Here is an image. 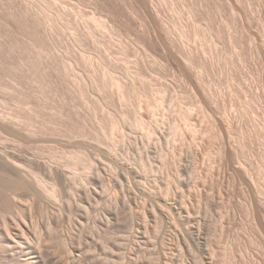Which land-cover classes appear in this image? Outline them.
I'll return each mask as SVG.
<instances>
[{"label":"rangeland","instance_id":"1","mask_svg":"<svg viewBox=\"0 0 264 264\" xmlns=\"http://www.w3.org/2000/svg\"><path fill=\"white\" fill-rule=\"evenodd\" d=\"M21 1H23V0H21ZM26 1H28L32 7L37 9L38 0H26ZM68 1L70 3V8H72V9H71V11H69L67 19H65L64 21H71V23H70L69 28L66 30L65 34L62 36V40H60V43H59L56 41V38L54 36L55 30H54L53 26H49V28H47V29L40 28V27H34L31 24V22H29V20H27L29 18V15L25 13L24 3L18 4V8H17L16 4L13 3L11 0H0V112H4V113L7 112V114H11V115L13 114L14 116L17 115L18 120L21 119L20 121H24V123H25V121H27L25 123V125L28 126V122H31V123H29V126H30V124L33 125L34 128H37L36 131L38 129L45 131V132H43L41 130L37 131V137H38L37 144L38 145L36 146V149H38L40 151L43 150L42 152H46V154L44 153V155L42 152H40V153L43 155V158H45L44 156L46 155L47 160L51 159L48 157L49 155L54 156L55 154H57L58 156L61 157V155H63L64 153L66 154L67 152H70L66 155L64 154L65 156H68L69 154L75 155L74 153H77V151H79L78 154H80V156L82 155V157H83L87 153L86 155H88V158H90V157L91 158L85 159V156L83 158L81 157L83 160L82 159L79 160V161H81V162H78V163H80V165H78V166L76 165L77 168H75L73 170V173H74L75 178H76L75 180H80L81 183L82 182L85 183V184H81L79 181H75L76 185H78V187H79V188H77V186H75V190H77V189L79 190V189H82V187H84L88 191L90 189V192H92V193H93V191L97 190L98 192H100L101 195H104V197L102 196L103 197L102 199H104V200H102L101 196H100V198H97L96 201H94V200L91 201V203L94 202V204L95 203L97 204L99 201L98 205H94L95 208H96V206L98 208L100 207L99 211H98V208L97 209L94 208L96 210V212L94 211L93 208L92 209L88 208V211H87V209H85V211L84 210L74 211V212H77V214L74 213L75 215H73V216H76V218H80V219H81V217H84L83 221L86 220V222H84V227H86V228L83 231V233L85 232L86 236L83 233L81 234V227L75 222V219H76L75 217H73V219H72L73 225H74V223H76L75 225L79 226L80 228H77V227L74 228L75 225L73 226L72 222L70 223L71 225L70 224H64V225H68V226L70 225V227L73 226L71 228L72 229L74 228V230L76 229L75 232L72 230L69 231L68 229H71L69 227H66V226L62 227L60 225L62 223H59L58 225L56 223L55 225H52V227L48 226L49 225L48 224L49 223V216L48 215H51V213L55 212L54 210H56L57 213H60V211H58V209L61 210L62 212H64V211L69 212V210L71 209V208H69V204L67 202H65L64 204L62 203L65 200L62 201L61 199L62 198L65 199V197L62 196V198L60 199L62 202L60 200H58V201H60V204L58 203V201H54L50 198L49 200H52V202H50L51 203L50 205H52V206H50L49 208H52L54 210L51 209L52 211H50V209L48 208L47 210L49 211L50 214L45 210V212L48 213V215L46 213H42V215L44 217L41 215V212H38L36 207H33L32 210L29 211V213L31 215V220H32V222L35 221L36 223L35 222L34 223L36 225H40L39 230L41 233L44 232L43 233L44 235L41 234V237L39 235V238L37 240L39 242L42 241L41 243L45 242L46 244L45 243L44 244L46 245V247H48V249H50L51 251H57L56 252L57 254H58V251L60 249L62 254H59V256L60 255L66 256L67 254H65V252H67L68 250L66 249L67 247L63 244L62 240L65 239L66 242L71 243L72 242L71 239L67 238L66 235H68V237H69L71 234L73 235V233H74V235H78L75 233L80 232L79 234L83 235V237L84 236L87 237V238L84 237L86 242H85V244H83L84 245V246H82L83 248L80 247L79 244H77L79 242L78 240H77V242L76 241L74 242V240H73V242L71 244L77 245L78 250L80 249L82 251L84 249L82 252H79L77 250L74 252V254H75V256H77L78 254H82L84 257L88 255L87 257H85V259H87L86 260L87 264H94V263L95 264H101V263L102 264H134L133 261H131V260H134L136 258L135 257L136 254L134 252V249L132 248V246L134 247V242H133L134 238H132V236L134 234L133 232H136L137 229L140 231H142V229H143L144 235L147 236V233L145 231V229H146L145 227L147 226L146 223H149V221H148V217H147L146 213L148 211L147 209H149V207H150V206L148 207V205L150 203V201H149L150 197H149V192H147V191H149V189L151 188V185H152V184H150V182L152 183V181H151L152 176H150V172L153 168L152 166L154 164L156 165V166L154 165V169H155V167L158 168L159 172H158L157 176L159 175L158 177H161V179H162L165 176L167 177L171 174L172 175L177 174L178 173L177 169H179L178 167L186 165L187 171H185V172L188 173L189 177L191 175L193 177V178H190V180L193 179L192 182L190 181L191 186L193 185V188L190 186V190L192 189L193 193H191L192 190L190 191L187 189L188 192H187V190H186L187 193L185 192V194H187V195L185 196V194H184L185 197L184 196L183 197H184V200L188 202V203L186 202L187 206L189 204L188 207L191 209H194V211L190 209L191 211H193L192 214L196 213L198 215V213H199V215L200 214L203 216H204V214H205V216L207 215L206 217L204 216L205 218L203 216L200 217L199 215L196 218H198V220H200L203 217L204 223H205L204 232L207 233V236H208V233L210 231L209 234L212 237V242L209 239L210 241L208 243L210 245H208V247H210V249H214L213 247H215L216 251L212 250L213 252H215V253L212 252L214 254V255L212 254V256L215 257V259L218 261V263H217V261H214L215 264L216 263L219 264V262H221L220 264H223V263L224 264H248L247 263L248 262L247 259H249V257H248L249 251L248 250L250 249L249 248V237H250V232H249L250 230L249 229H251V227L249 225L251 223V221H250L251 218H250V216L248 218L249 213H247L248 210L245 209V208H247V206H246L247 202L244 199V196L242 197V195H241L242 193L239 192L240 189L241 190L243 189L242 188L243 185L240 182H238L239 180L236 176H234L235 174L231 173L232 171H229L230 168H228L226 163H225L226 162L224 160L225 157L223 159L222 155L219 154L220 152H222L223 149H221V147H220L221 150L220 149L217 150V146L223 145V144L222 145L218 144V143H221V141H222L220 137H219V139H217V134L219 133V135H220V131L218 130L217 126L215 127L216 124H214V122H215V121H213L214 119L210 120L211 116L208 115V112L205 110L206 108H204L203 102L201 101V97L199 96V94L196 91V87H195L196 83L192 79H186V77L183 76L181 71L179 72V69L177 67H175V66L173 67V66L169 65L167 60H164V58H162L160 56H159L160 57L159 58L158 54L155 55V52L147 49L142 44V42L139 40V38L136 37V34L130 33V35H129L128 33H124V31L121 30L122 25L119 23H117V26L115 25L116 27L113 30L108 29V32H106L107 29H100V30L91 29V32L88 31L87 28H85L83 25H80L81 17L79 14V12H80L79 10H81L85 5L80 3L78 0H68ZM197 1L198 0H156L155 2L159 7V11L161 13L160 16L165 20V22L167 21L168 24L170 23L169 24L170 26H173L172 35H174V38L177 41H179V42L181 41L182 43L186 44L188 46V48H191L195 51L197 50V52L200 50L199 51V54L201 53L200 55H204L205 57L204 56L203 57L205 59H207L208 62L212 61L214 63V64L211 62L209 63V65L211 64L214 67L209 66V69H207V71L204 72V74H203L204 76H202L203 78L198 79V82H201L200 85H201V88L203 87V92L205 90V93H204L205 95H207V96L214 95L211 97L214 98V101L217 100V102H218V104H217V102H215V106L217 104V106H220V108L222 109V111H221L222 113L220 112V115L224 114V116H226L228 118V120L226 121V118L223 117V119H225V122L227 123V125H229L228 122H231V120L236 119L235 122H234V120L231 122V123L234 122L233 125H231V126L229 125L230 127H228V131H229L228 137L230 135L229 139L230 140L233 139V141L231 140L232 143L233 142L234 143L239 142V145L238 144L235 145L233 143L236 146L237 150L239 148H241L238 151L236 149L234 150L237 152L236 155L239 153V155H237L238 161L241 162V159L243 160L245 158L244 162H248V156H247V161H246V155L244 156V151H245V153L248 152V154L247 153L246 154L249 156L253 155V157H251V158H254V155L256 158H258V157L263 158V154H264V146H263L264 145V133H263L264 132V128H263V126H264V112H263L264 111V91H263L264 90V71L262 68L264 67L263 66L264 65V63H263L264 62V40H263L264 39V0H253V1L252 0H232V1L231 0H213L214 8H213V16L212 17H213V21L215 24L214 25L215 33H213V34L212 33L209 34L210 31L206 28L207 25L205 24L206 22H204L205 20L202 22V21H200L201 18L196 17L197 20L199 19V21L198 22H194L195 20L192 21V18H194V17H192L193 15L191 14L190 10H191V8H193L194 5H196ZM189 5L191 8L189 7ZM252 5H254V6H252ZM180 9H181V11H180ZM86 10L88 13H91L94 11L93 0L88 1ZM164 11H166V12H164ZM13 13L14 14L19 13V20H15L14 17L11 16V14H13ZM186 15H188V16H186ZM98 16H100L101 19H103L104 21L109 20V17L107 15V13H105V12H99ZM241 17H242V19H241ZM257 18H259L260 20ZM182 19H183V21H182ZM172 20H173L174 24L176 23L178 25V27H179L178 29H176L177 27L175 25L171 24ZM219 21H222V22H219ZM225 21H226V23H225ZM180 22H182V23H180ZM186 23H188V24H186ZM189 23H190V25H189ZM194 23H196L195 25L196 26L198 25V27H199V28L198 27L196 28L197 32H195L193 30H188V32L190 31L189 34L187 32L185 35H182V36L180 35L181 34V28L180 27L182 26V24L188 25L189 27L191 25H192V27H195V26H193ZM203 26L205 29L203 28ZM249 26H250V28H249ZM192 27H190V28H192ZM257 27H258V29H257ZM119 28L121 31L119 30ZM203 29H204V31L205 30L206 31L203 32ZM218 29H220V30H218ZM241 29H243V32ZM217 31H219V32H217ZM195 33L200 35L201 37H199L197 35L198 38L195 39L197 37ZM231 33L234 35H232ZM204 34H206V35H204ZM215 34L217 35V38H216ZM250 34L252 37L250 36ZM194 35H195V37H194ZM183 36H185V37H183ZM238 40L240 41V43ZM108 42H110V44ZM253 42H255V43H253ZM138 45H140V47ZM190 45H192V46H190ZM125 46H127V47H125ZM255 46H257L260 49H257ZM121 47H123V48H121ZM246 47L249 49H247ZM252 47L256 48L255 53H253L254 49ZM107 48H109V50ZM124 48H126V51ZM245 49L247 51H245ZM144 50H146V51H144ZM256 51H257V54L259 52H261V55L263 56L262 57L263 61H261L262 60L261 57H260L261 60L259 59L258 55L260 56V53L257 55ZM58 53L60 55H62L63 57H65L66 59L68 57L72 58L73 54L78 55L80 53L86 55L89 58H90V56H92V59L90 60V62L92 60L96 61L95 63H94V61L91 63H93L94 67L96 64H98V65H96L98 72H95L96 68L94 70L92 68H91L92 70H88V69H90L89 67L91 66V64L84 63L82 61L76 62L77 64L75 62H71L72 67L71 68L67 67L64 70V64L61 63V61L59 60L60 55ZM251 53L253 55L256 54L257 56L254 55V57L256 56L258 59L252 58L251 56H253V55ZM99 54L101 55L102 59H103V57L105 58L106 62H104V60L103 61L101 60ZM206 54L210 57H208ZM107 55H109L111 57H109ZM221 55H222V57H220ZM118 57H119V59H118ZM96 58H97V60H95ZM137 60H139V62ZM257 60H260L261 62H259V61L257 62ZM236 61H238V62H236ZM253 62H255V63H253ZM99 63L101 65H103L102 71L101 70L99 71V69H101V67H100L101 65L99 66ZM105 63H106V65H105ZM262 63H263V65H262ZM225 65H226V67H225ZM257 65H258V67H257ZM160 66L162 67V69ZM251 66H252V68H251ZM98 67H100V68H98ZM83 68L85 71L83 70ZM166 68H168V69H166ZM230 68H232V69L230 70ZM110 69H111V72L114 70L113 74L119 76L120 78H122L124 76L123 77L124 80L123 79H120V80L126 82L128 85H130L129 87L132 86V89H134V90H132L130 88L129 94H131V95L127 98L126 101H121V100L119 101V98H118V96H116L115 92L113 93V90L111 91V89L108 90V88H106L104 86V84L102 83L104 80V79L103 80L100 79V77H102V73H104L107 70L110 71ZM136 69H138V70H136ZM260 69H262V70H260ZM130 70H132V71H130ZM230 71H231V73H230ZM91 72H93V74L98 73L99 75L97 74L96 76H99L100 80L98 78L96 79L95 74L93 76V74ZM87 73H89V74H87ZM165 73H166V75H165ZM119 74H121L122 77ZM128 74H130V76ZM92 76L95 77V79L92 78ZM58 77H59V79H58ZM127 77H128V79H127ZM141 77H142V79H140ZM130 78H131V80H130ZM186 81L187 82L189 81V82L187 83ZM202 81H204V82H202ZM99 82H100V84H99ZM40 84L42 86L43 85L44 86L42 87ZM185 84H187V85L185 86ZM101 85H103V86H101ZM144 85H146V86H144ZM133 86H135V87H133ZM252 86L254 89L252 88ZM20 87H22V88H20ZM167 88H168V92H167ZM148 90L151 92H149ZM161 90H163V91H161ZM69 91H70V93H69ZM190 91H191V93H190ZM53 93H54V96H53ZM112 93H113V96H112ZM253 94L256 96H254ZM21 95H24V97ZM141 95H143V96H141ZM111 96L113 99L111 98ZM150 96H151V98H150ZM70 97H72V98H70ZM198 97L200 99H198ZM14 99H16V100H14ZM130 100H132V102ZM158 100H160V101L163 100V102H160ZM222 100H224V101H222ZM231 100H233V101H231ZM136 101H138V102H136ZM141 102H143V103H141ZM253 104H254V106H253ZM73 106H74V108H73ZM224 106H225V108H224ZM35 107H37V108H35ZM199 107H200V110L203 112H201L199 110ZM28 108H29V110H28ZM64 108H66V110ZM139 108H141V109H139ZM150 108H151V110H150ZM189 108H191V109H189ZM202 108H203V110H202ZM152 109H153V111H152ZM8 110H10V111H8ZM154 111H155V113L157 112L156 113L157 115L153 113ZM225 112H227V113H225ZM70 113H72V114H70ZM189 113H190V115H189ZM152 114H154V115H152ZM61 115L64 116V118ZM124 115L125 116L127 115V116L125 117ZM135 115H138V116H135ZM222 115H221V117H222ZM23 116H25V117H23ZM113 116H115V117H113ZM154 116H156V117H154ZM203 116L205 117V120H204ZM51 117H53V118H51ZM206 117H207V119H206ZM29 118L30 119L32 118V119L30 120ZM45 118H47V119H45ZM140 118L143 119V120L141 119L142 122H140ZM62 119H63V121H62ZM83 119H84V121H83ZM113 119H115V120H113ZM123 119H126L127 121H125ZM137 119H139V121H138L139 123L137 122ZM82 121L86 122V124L88 123L89 125L88 124L87 125L89 126V128L86 127V124L82 123ZM114 121L117 122V124L119 125L118 127H116L117 129L113 128L112 123H114ZM187 121L190 123H188ZM64 122H65V124H64ZM211 122H212V124H211ZM60 123H63V124H60ZM81 123H82V125H81ZM134 123H136V124L138 123V124L136 125ZM79 124L82 127H84V125H85L86 128L84 127L85 129L84 128L83 129L85 131L88 130L87 132H85L81 129L80 133L82 131L85 134H87L89 132L87 135H84V136L80 135V134L78 135V133H79L78 130H80V128H81V127H78ZM175 124L177 127L175 126ZM235 124H236V126H235ZM256 124H258V126ZM259 124H260V126H259ZM48 125H49V128L47 127ZM63 125H66V126H63ZM141 125L142 126L144 125L145 127L144 126L142 127ZM150 125L153 126L152 130L154 129V131H155L153 136H150V134L147 133L151 129ZM189 125H191V129H190ZM148 126H149V130H147ZM174 126L176 127V129H174ZM254 126H256L258 129H256ZM31 127L32 126H30V128ZM33 127H32V129H34ZM64 127L66 128V130ZM92 127H94V128H92ZM71 128L72 129H74V128L78 129L79 128L78 130L74 129V131L76 130L75 132H77L76 133L77 136H76V134H73V133H75V132H73V130L71 131V132H73L71 134V132H70ZM90 128H92V129H90ZM230 128H231V130H229ZM261 128H263V129H261ZM46 129H47V131H46ZM68 129H69L70 134L67 132ZM58 130H61V131H58ZM216 130H218V131H216ZM247 130H249L250 132ZM257 130H259V131H257ZM52 131H54V132H52ZM57 131L59 134L57 133ZM41 132H43V134ZM83 132H82V134H83ZM214 132H216V133L218 132L215 135L216 137H214V134H215ZM38 133H41L42 136L44 135L45 137H42L41 135L38 136L39 135ZM96 133L97 134L99 133L100 135L98 134L99 135L98 136ZM146 133L151 138H147L148 135ZM250 133H252L251 134L252 136L249 135ZM64 134H65V136H63ZM162 134H164V135L162 136ZM256 134L258 136H255ZM50 135H51V137H50ZM55 135H56V137H55ZM259 135H261L262 137ZM71 136H72V138H71ZM80 136H83L84 141H87V142L82 141L83 139ZM158 136L163 137V138L160 137L161 141L157 138ZM58 137H60V138H58ZM94 137L95 138L101 137L103 142L107 145L108 151H109V149H112V147H114L113 149L116 148L115 150L112 149L114 151L115 155L117 152L116 157H114L115 155H113V156L111 154L108 155V151L104 149L105 146H104V143L102 142V140L96 141L97 143L102 142V145L99 144L100 146L96 142L94 143V139H93ZM103 137H105V138H103ZM152 137L156 138L157 140L153 139ZM252 138H253V140H252ZM255 138H257V140ZM148 139H150L152 142H153V140H156L155 141L156 144H157V142L162 143V144H160V146L157 145L159 147V150L161 149L160 150L161 153L159 152L161 157L158 156L159 157L158 160L155 159V158H157V157H155V154L151 153L152 147L155 145V142L153 145L152 142L149 141ZM213 139H215V140H213ZM219 140H221V141H219ZM148 143L152 144V146L150 147L149 146L150 144H148ZM240 144L242 146L243 145L244 146L241 147ZM39 146H40V148H38ZM110 146H112V147L109 148ZM78 147L81 148L80 150L83 154L80 152V150L77 149ZM83 147H85V148H83ZM107 147H105V148H107ZM234 147H233V149H234ZM149 148H151V150H149ZM71 149H73V150L70 151ZM63 150H66V152ZM74 150H75V152H74ZM102 150H103V152H102ZM51 151H52V153H51ZM62 151H63V153H62ZM96 151H97V153H96ZM71 152H73V153L71 154ZM240 152L243 154H240ZM261 152H263V153H261ZM59 153L60 154L62 153V154L59 155ZM249 153H252V154L250 155ZM47 154H49V155L47 156ZM52 154H54V155H52ZM89 154L91 156H89ZM96 154L98 157H96ZM98 154H100V155H98ZM159 154H157V155H159ZM161 154H163L165 156L163 157V155H161ZM222 154H223V152H222ZM57 155H55L56 158H54L56 161L54 159H51L52 161H55V162H51V160H50V162L52 164L54 163L55 165H59L60 161H57V159L59 158L58 160H61V158L60 157L57 158ZM64 155H63V157H64ZM219 155H221V156H219ZM242 155L244 156V158ZM101 156H103V157H101ZM240 156H242V157H240ZM93 157H96V159L98 158L99 160L97 159V161H96V159H94ZM169 158H170V160H169ZM220 158H222L223 161ZM256 158H254L255 162L258 161V159H256ZM261 158H259V159H261ZM91 159H92V161H91ZM114 159L116 160V162H114L115 161ZM101 160L104 161L105 166L103 165V162L102 163L99 162ZM156 160H157V162H155ZM161 160H162V162H161ZM163 160L166 162L163 163ZM63 161H64V159H63ZM63 161H61V162H63ZM260 161L262 164H264L263 163L264 160L262 161V159H261ZM260 161L256 162V163H259V165H262L260 163ZM153 162H155V163L152 164ZM220 162H222L224 164H221ZM244 162L242 161V163H244ZM90 163H92V164H90ZM105 163L108 164V168L112 167V163L114 166L110 169H107V165ZM109 163H111V165ZM156 163L158 164V166ZM167 163H168V165H166ZM172 163H174V164H172ZM178 163L181 165H179ZM238 163H237L238 166H239V164L241 165V163H239V164ZM244 164H246V163H244ZM109 165H110V167H109ZM164 166H165V168H164ZM175 166H178V167H175ZM262 166H261V168H262ZM94 167H96V168L94 169ZM101 167H102V169H101ZM114 167L115 168L117 167V168L113 169ZM130 167H133V168H131L132 172H131ZM134 167L136 168L135 169L136 173H138V172L140 173V171H141L140 176H139V177L142 176L141 178L137 177L136 173H134L135 172ZM159 167L161 168L160 170H159ZM243 167H244V165H243ZM175 168H177V169H175ZM222 168H226L227 170L225 169L226 171H223ZM137 169H139V171ZM162 169H163V172H167V173H164L165 176H164L163 172H161ZM111 170L116 171V173H118V175L116 176L117 180H115V182L112 181L113 179H111V178H114V176H113L114 172H112ZM129 170H130V172H129ZM75 171H77L78 173L76 174ZM93 171L95 172V174L93 173ZM120 172H122V174ZM143 172L146 175L145 177H144V174L141 175ZM185 172H183V173L187 176V174ZM222 172L223 173L228 172L229 174L231 173L230 176L228 173L227 174L226 173L221 174V176L223 175L222 176L223 178L225 176H227V178H230V180L228 179L230 182L229 181L225 182L227 180L226 177L224 180L221 176H219L220 175L219 173H222ZM263 172H264V170H263ZM71 173H72V170H71ZM116 173H115V175H116ZM124 173H126V175H128V177H126V175H124ZM78 174L83 175V176L85 175L86 177L84 176V178H83V176H78ZM110 174H112L111 175L112 177H110ZM162 174H163V176H161ZM166 174H169V175H166ZM76 175L78 177H76ZM90 175H91L92 179H90L91 178ZM232 175H233V177H232ZM120 176H121V178H120ZM134 176H135V178H134ZM174 176H176V175H174ZM80 177H81V179L82 178L83 179L81 180ZM150 177H151V179H150ZM234 177H236V179H233ZM47 178H46V180H47ZM85 178H86V180H85ZM217 178H218V180H217ZM89 179L92 182L88 181ZM219 179L222 181L224 180L225 183L223 184ZM231 179L237 180V181L233 182ZM48 180L50 181L49 183L52 182L51 178H48ZM101 181L103 184L101 183ZM231 181L234 183V185H236L238 183V185H236L237 188L235 186V188L233 189L232 186H234V185H232L233 183ZM94 182H96V183H94ZM115 183H117V184H115ZM79 184H81V186L82 185L83 186L81 187ZM87 184H91V185L93 184L92 185L93 188H90L91 185H87ZM240 184L242 186H239ZM174 188L175 187H173V189ZM92 189H95V190H92ZM226 189H230V192L228 190H227L228 191L227 192ZM236 189H238V190H236ZM101 191H102V193H101ZM129 191H130V193H129ZM131 191H132V193H131ZM237 191H238V193H237ZM220 192L225 197L222 195V199L220 198V200H219V197L221 196ZM225 192H226V194L229 193L228 195H230L231 198L228 195L224 194ZM115 193L116 194L118 193V196L121 197V198L119 197L120 199H118L120 201L117 200L118 196L116 197ZM189 193L192 195L190 196ZM194 193L196 195V198H195V195H193ZM197 193H199L200 196ZM128 194H129V197H128ZM131 194H132V196H134L136 194L135 197L136 196L137 197L136 198L134 197L135 198L134 199V198H132ZM188 194H189V197H188ZM231 194H236V195H231ZM237 195H238V197H236ZM122 196L124 198H122ZM173 196L174 195L172 194L171 197H173ZM239 196H241L242 199H240ZM111 197H113V198H111ZM114 197L116 200L114 199ZM108 198L115 200L116 202L108 200V202H109L108 203V202H106ZM146 198H148V199L146 200ZM185 198H187V200ZM188 198L191 200H189ZM235 198H239V199H236L238 201H235ZM130 199L131 200L133 199V200L131 201ZM135 200L137 201V203H135L136 202ZM221 200H223V202ZM240 200H242V201H240ZM244 200H245V204L244 203L243 204L246 207L242 204V202H244ZM100 201H102V202H100ZM103 201H105L107 204L105 202L103 203ZM129 201H131V202H129ZM138 201H139V207L144 208L145 213L138 207ZM189 201H191V202H189ZM239 201H240V203H239ZM55 202L57 203L56 205H58L59 207L54 206ZM113 202L114 203L118 202V203L114 204V206H113V204H112ZM217 202H218V206H217ZM234 202H235V205L237 204L236 207L234 205ZM61 203L63 204V206ZM119 203H120L121 207H123V208H121L119 206ZM121 203L124 206H122ZM214 203H216V204H214ZM219 203H221V204H219ZM223 203H224V205H223ZM110 204H112L113 207L109 206ZM144 204H147V206H144ZM191 204H193V206H195L196 209L194 207L192 208ZM141 205L143 207H141ZM66 206H67V208H66ZM92 206H93V203H92ZM54 207L57 209H55ZM61 207H63L64 209H61ZM72 207L74 208V204ZM109 207H111V208H109ZM33 209H35V210H33ZM111 209H112V211L110 213ZM74 210H75V208H74ZM92 210L95 213L91 212ZM106 210H107V212H106ZM195 210H196V212H195ZM80 211H83V212H80ZM118 211H119V213H117ZM207 211H209V212H207ZM219 211H220V214H219ZM78 212L79 213L86 212L88 217L86 216V213H84L85 215L79 214L80 215L79 216ZM114 212H116V213H114ZM35 213H37V214H35ZM39 213L41 216L39 215ZM91 213H94V216H92ZM108 213H110V215ZM137 213H138V215L139 214L140 215L138 216ZM246 213H247V215H246ZM0 214H1V212H0ZM141 214L142 215L144 214L146 219H144V217H142ZM196 214L194 216H197ZM89 215L92 217H90ZM0 216H1L0 218L2 221V222L0 221V223L2 224V225L0 224V228H3V229H1L2 231L0 230L1 231L0 233H2L3 230H5V226H4L3 217H2L3 214H1ZM104 216L107 218L105 219ZM109 216H112V217H109ZM32 217L34 218V220L32 219ZM95 217L97 219H99V217H101L102 220L95 222V221H97ZM88 218H89V220H87ZM93 218H95V219L93 220ZM103 218L107 221L108 225L106 224V221ZM117 218H118V220H117ZM119 218H121L122 220ZM143 219L145 220V222H143L144 221ZM203 219H201L200 221L203 222ZM208 219H209L210 224H211V222H213V225H211L213 227L210 226L213 229V230L211 229L212 231L208 227L210 225L207 222ZM90 220L93 223L90 222ZM111 220H112V224H110ZM113 220L117 221V222H113ZM137 220L140 221V223L142 221V223L141 224H139V222L137 223L136 222ZM146 220H147V222H146ZM43 221H46L44 223V225L42 223ZM118 221H120V222H118ZM143 223L146 225H143ZM42 225L44 226L45 231H44V228ZM46 225H47V227H46ZM131 225H132V227H131ZM109 226H110V228H109ZM134 226L136 227V229ZM139 226L141 227V229L139 228ZM142 226H143V228H142ZM206 226L208 227V229L206 228ZM47 228H50V229L46 230ZM131 228L135 229V231L134 230L131 231L132 230ZM206 229L209 231L206 232L205 231ZM66 230H68L70 233L67 234L68 231H66ZM64 231H66V232H64ZM76 231H78V232H76ZM71 232H73V233H71ZM211 232H212V234H211ZM64 233H65V235H64ZM96 233H98V234H96ZM49 234H51V235L49 236ZM56 235H57V237H56ZM129 235H131V236L129 237ZM42 236H44V237H42ZM47 236H48V238L54 237V238H51V241L49 239L50 243L53 241L52 242L53 247H52V244H50L48 242ZM35 237L36 236H34V238ZM167 237L168 236H166V240L169 238V237L168 238ZM257 238H259V240H255V242L259 241L256 244L260 245L262 242V241L260 242V239L262 237H260L258 234L256 239ZM67 239H69L70 241ZM59 241H60V243H58ZM93 241L96 245H94V243L92 244ZM144 241L146 242V240H144ZM170 242L171 241H169V243ZM210 242L212 243V245ZM56 245H57V247H56ZM75 245H74V247H76ZM90 245H91V247H90ZM255 245H253V247H255ZM61 247H63V248H61ZM143 247H145L146 250L148 249V247L150 248V246L145 244V243H144ZM247 247L249 248L248 250H247ZM257 247L258 246L256 245V247L254 248V251L256 254H258L257 257L259 259L257 258V263H255V264H264V255L262 253H260L261 250L260 249L258 250ZM260 247L261 246H259V248ZM256 248H257V250H256ZM64 249H65V251H64ZM114 249H115V251H114ZM131 249H133V251ZM167 250L169 251V253L172 252L169 249H167ZM257 251H259V252L257 253ZM128 252H130V253H128ZM262 252L264 253V250ZM259 253H260V255H259ZM114 254H115V256H114ZM124 254H126V255H124ZM157 255L158 254H155V258L158 261V259H157L158 257H156ZM144 256L146 257V255H144ZM90 257H92V258H90ZM133 257H135V258L132 259ZM3 258L4 259H2V258L0 259V263L1 262L6 263L5 256ZM107 258L109 260H107ZM102 259H103V262H102ZM111 259L113 261H111ZM225 259H227V260H225ZM240 259H242V260H240ZM213 260H214V258H213ZM154 261H155V259H154ZM8 263L9 262H7V264Z\"/></svg>","mask_w":264,"mask_h":264},{"label":"bare ground","instance_id":"2","mask_svg":"<svg viewBox=\"0 0 264 264\" xmlns=\"http://www.w3.org/2000/svg\"><path fill=\"white\" fill-rule=\"evenodd\" d=\"M13 3H15L16 4V7L18 8V4H21V3H24V6H25V13L26 14H28L29 15V18L27 19V20H29V22H31V24L34 26V27H40V28H44V29H47V28H49V26H53L54 27V36H55V38H56V41L57 42H59L60 43V40H62V36L65 34V32H66V30L69 28V26H70V23H71V21H64L65 19H67V16H68V14H69V11H71V9L72 8H70V3H69V1L68 0H38V6H37V9H35L34 7H32L31 5H30V3L28 2V1H26V0H23V1H21V0H11ZM80 3H82L83 5H85L81 10H79L80 12H79V14H80V17H81V21H80V25H83L85 28H87L88 29V31H90L91 32V29H98V30H100V29H107V31L106 32H108V29L109 30H113L116 26H117V23H119V24H121L122 25V28H121V30L122 31H124V33H128L129 35H130V33L131 34H136V37H138L139 38V40L142 42V44L147 48V49H149V50H151V51H153V52H155V55L156 54H158V57L160 56V57H162V58H164V60H167L168 61V63H169V65H171V66H175V67H177L178 69H179V72L181 71V73L183 74V76H185L186 77V79H192L195 83H196V91H197V93L199 94V96L201 97V101L203 102V105H204V108H206L205 110L208 112V115H210L211 116V118H210V120H212V119H214L213 121H215L214 122V124H216L215 125V127L217 126V128H218V130L220 131V135H219V133L217 134L216 132H214L215 134H214V137H216L215 135L217 134V139H219V137L221 138V140H219V141H221V143H218V144H223L222 146H217V150H219L220 149V147H221V149H223L222 150V152H223V154H222V152H220L219 154H221L222 155V157H223V159H224V157H225V163H226V165H227V167L228 168H230V170L229 171H232L231 173H234L235 175L234 176H236L237 178H238V182H240L241 184L239 185V186H242V192L239 190V192L240 193H242L241 195H242V197L244 196V199L246 200V206H247V208H245L246 210H248V212L247 213H249V215H248V218H249V216H250V218H251V223H250V227H251V229H249L250 231V237H249V248L247 247V250L249 251L248 253V257H249V259H247L248 260V264H255V263H257V256H258V254H256L255 253V251H254V248L256 247V245L258 246L257 248H258V250L260 249L261 251H260V253H262L263 255H264V253L262 252L263 250H264V172H263V166H264V164H262L261 163V159H262V161L264 160V154H263V158H261V157H258V158H256L255 157V155H254V158H256V159H258V161H256V162H259L260 161V163L263 165H259V163H256L255 162V159L254 158H251V157H253V155L252 156H249V155H247L248 154V152H246L245 153V151H244V156L246 155V161H247V156H248V162H244L245 160V158H244V156H243V160L241 159V162L240 161H238V157H237V155H239V153L236 155V151H234L235 149H236V144H238L239 145V142L238 143H232V141H233V139H229V137H230V135H229V137H228V127H230L231 125H233V123L235 122V120H234V122L233 123H231L233 120H231V122H228L229 123V125H227V123L225 122V119H223V117H225L226 118V121L228 120V118L226 117V116H224V114L222 115V117H221V115H220V112L222 111V109L220 108V106H217V104H218V102H217V100L216 101H214V98H212L211 96H214V95H209V96H207V95H205L204 93H205V90H204V92H203V87L201 88V85H200V83L201 82H198V79H202L203 77L202 76H204L203 74H204V72L205 71H207V69H209V66H212L211 64L209 65V63L211 62V63H213L212 61H207V59H205L204 57V55H200L199 54V51L197 52V50L195 51V50H193V49H191V48H188V46L186 45V44H184V43H182L181 41L179 42V41H177L175 38H174V35H172V28H173V26H170L168 23H167V21L165 22V20L160 16L161 15V13H160V11H159V7H158V5L156 4V0H93V3H94V11L93 12H91V13H88L87 12V10H86V8H87V3H88V1H90V0H78ZM232 1V0H231ZM253 1V0H252ZM251 1V2H252ZM256 2V1H255ZM253 4V3H252ZM239 5V4H238ZM176 6V5H175ZM250 6V5H249ZM252 6H254V5H252ZM251 6V7H252ZM257 6V5H256ZM189 7H190V5H189ZM238 7V6H237ZM191 8V7H190ZM189 8V9H190ZM213 8H214V5H213V0H198L197 1V3H196V5H194L193 6V8H191V10H190V12H191V14L193 15L192 17H194V18H192V21L193 20H195L194 22H198L199 21V19L197 20V18H201V20L200 21H204V22H206L205 24L207 25V29L210 31H208L209 32V34L210 33H215V28H214V21H213ZM257 9V8H256ZM258 10V9H257ZM180 11H181V9H180ZM251 11V10H250ZM254 11V10H253ZM99 12H105V13H107V15H108V17H109V20L107 21V20H103V19H101V17L100 16H98V13ZM164 12H166V11H164ZM179 12V11H178ZM183 12V11H182ZM215 12V11H214ZM235 12V11H234ZM260 12V11H259ZM221 13V12H220ZM256 13V12H255ZM175 14V13H174ZM234 14V13H233ZM232 14V15H233ZM236 14V13H235ZM165 15V14H164ZM177 15V14H176ZM183 15V14H182ZM181 15V16H182ZM221 15V14H220ZM11 16L12 17H14V19L15 20H19V13L18 14H11ZM186 16H188V15H186ZM261 16V15H260ZM197 17V18H196ZM222 17V16H221ZM238 17V16H237ZM189 18V17H188ZM261 18V17H260ZM170 19V18H169ZM168 19V20H169ZM203 19V20H202ZM218 19V18H217ZM239 19V18H238ZM241 19H242V17H241ZM257 19H259V18H257ZM187 20V19H186ZM260 20V19H259ZM182 21H183V19H182ZM243 21V20H242ZM111 22V23H110ZM172 23L171 24H173V25H175L177 28L176 29H178L179 27H178V25L175 23H173V20L171 21ZM190 22V21H189ZM201 22V23H202ZM219 22H222V21H219ZM256 22V21H255ZM180 23H182V22H180ZM191 23V22H190ZM190 23H189V25H190ZM225 23H226V21H225ZM260 23V22H259ZM186 24H188V23H186ZM196 23H194V25L193 26H195V27H192V25L190 26V27H192V28H190L188 25H184V24H182V26L180 27L181 28V36L182 35H185L187 32H188V30H193V31H195V32H197L196 30V28L198 27V25L196 26L195 25ZM199 24V23H198ZM221 24V23H220ZM116 25V26H115ZM181 25V24H180ZM184 25V26H183ZM200 25V24H199ZM203 25V24H202ZM174 26V27H175ZM234 26V25H233ZM232 26V27H233ZM189 27V28H188ZM216 27V26H215ZM199 28V27H198ZM203 28H204V26H203ZM219 28V27H218ZM249 28H250V26H249ZM205 29V28H204ZM204 29H203V32H205L204 31ZM235 29V28H234ZM257 29H258V27H257ZM119 30H120V28H119ZM120 30V31H121ZM218 30H220V29H218ZM242 30V32H243V29H241ZM252 30V29H251ZM256 30V29H255ZM200 31V30H199ZM112 32V31H111ZM179 32V31H178ZM177 32V33H178ZM190 32V31H189ZM189 32H188V34H189ZM217 32H219V31H217ZM234 32V31H233ZM180 33V32H179ZM199 33V32H198ZM260 33V32H259ZM196 34V33H195ZM202 34V33H201ZM229 34V33H228ZM232 34V33H231ZM246 34V33H245ZM198 34H196V36H197ZM204 35H206V34H204ZM216 35V34H215ZM232 35H234V34H232ZM260 35V34H259ZM193 36V35H192ZM199 37H201L200 35H198ZM198 36L195 38V39H197L198 38ZM203 36V35H202ZM220 36V35H219ZM250 36H251V34H250ZM183 37H185V36H183ZM194 37H195V35H194ZM212 37V36H211ZM247 37V36H246ZM252 37V36H251ZM181 38V37H180ZM190 38V37H189ZM205 38V37H204ZM216 38H217V35H216ZM232 38V37H231ZM230 38V39H231ZM234 38V37H233ZM134 39V38H133ZM186 39V38H185ZM203 39V38H202ZM207 39V38H206ZM212 39V38H211ZM238 39V38H237ZM263 39V38H262ZM209 40V39H208ZM207 40V41H208ZM214 40V39H213ZM212 40V41H213ZM234 40V39H233ZM255 40V39H254ZM264 40V39H263ZM183 41V40H182ZM196 41V40H195ZM199 41V40H198ZM202 41V40H201ZM229 41V40H228ZM239 41V40H238ZM187 42V41H186ZM200 42V41H199ZM204 42V41H203ZM109 44H110V42H108ZM122 43V42H121ZM231 43V42H230ZM239 43H240V41H239ZM253 43H255V42H253ZM252 43V44H253ZM126 44V43H125ZM190 44V43H189ZM251 44V45H252ZM104 45V44H103ZM124 45V44H123ZM196 45V44H195ZM198 45V44H197ZM236 45V44H235ZM263 45V44H262ZM139 47H140V45H138ZM187 46V47H186ZM190 46H192V45H190ZM199 46V45H198ZM106 47V46H105ZM112 47V46H111ZM125 47H127V46H125ZM142 47V46H141ZM200 47V46H199ZM248 47V46H247ZM246 47V48H247ZM254 47V46H253ZM252 47V48H253ZM257 49H260V48H258L257 46H255ZM262 47V46H261ZM121 48H123V47H121ZM144 48V47H143ZM205 48V47H204ZM251 48V49H252ZM256 48H253L254 49V52L253 53H255V49ZM108 50H109V48H107ZM125 49V51H126V48H124ZM247 49H249V48H247ZM263 49V48H262ZM59 50V49H58ZM240 50V49H239ZM244 50V49H243ZM112 51V50H111ZM144 51H146V50H144ZM245 51H247L246 49H245ZM252 51V50H251ZM259 51V50H258ZM263 51V50H262ZM107 52V51H106ZM244 52V51H243ZM98 53V52H97ZM260 53V56L258 55ZM258 54H257V51H256V54L258 55V57H259V59H260V57L262 58L263 56L261 55V52H259ZM59 54V53H58ZM116 54V53H115ZM114 54V55H115ZM125 54V53H124ZM238 54V53H237ZM242 54V53H241ZM252 54V53H251ZM256 54H254V55H256ZM60 55V54H59ZM100 55V54H99ZM151 55V54H150ZM207 55V54H206ZM225 55V54H224ZM233 55V54H232ZM246 55V54H245ZM253 55V54H252ZM254 55L253 56H251L252 58H256V59H258L256 56L254 57ZM73 57L71 58H65V57H63L62 55H60V57H59V60L61 61V63H63L64 64V70L67 68V67H72V64H71V62H80V61H82V62H84V63H88V64H91V66L89 67L90 69H88V70H94L95 68H96V65H98V64H96L95 65V67H94V65H93V63H91V62H93L94 60H92L91 62H90V60L92 59V56H90V58L89 57H87L86 55H84V54H78V55H76V54H73L72 55ZM107 56H109V55H107ZM204 56V57H203ZM208 56V55H207ZM206 56V57H207ZM219 56V55H218ZM236 56V55H235ZM244 56V55H243ZM109 57H111V56H109ZM159 57V58H160ZM208 57H210V56H208ZM220 57H222V55L220 56ZM237 57V56H236ZM245 57V56H244ZM100 58H101V55H100ZM139 58V57H138ZM232 58V57H231ZM109 59V58H108ZM111 59V58H110ZM118 59H119V57H118ZM211 59V58H210ZM216 59V58H215ZM241 59V58H240ZM251 59V58H250ZM95 60H97V58L95 59ZM99 60V59H98ZM101 60L103 61L104 60V62H106L105 61V58L103 57V59L101 58ZM113 60V59H112ZM111 60V61H112ZM163 60V61H164ZM209 60V59H208ZM230 60V59H229ZM237 60V59H236ZM254 60V59H253ZM261 60V59H260ZM260 60H257V62L259 61V62H261V61H263V58H262V60L260 61ZM100 61V60H99ZM138 62H139V60H137ZM162 61V60H161ZM166 61V62H167ZM231 61V60H230ZM234 61V60H233ZM250 61V60H249ZM96 61H94V63H95ZM216 62V61H215ZM228 62V61H227ZM236 62H238V61H236ZM235 62V63H236ZM246 62V61H245ZM256 62V61H255ZM255 62H253V63H255ZM103 63V62H102ZM108 63V62H107ZM117 63V62H116ZM162 63V62H161ZM264 63V62H263ZM263 63H262V65H263ZM77 64V63H76ZM109 64V63H108ZM156 64V63H155ZM160 64V63H159ZM214 64V63H213ZM227 64V63H226ZM259 64V63H258ZM87 65V64H86ZM93 65V66H92ZM101 64L99 63V66H100ZM105 65H106V63H105ZM112 65V64H111ZM110 65V66H111ZM137 65V64H136ZM161 65V64H160ZM165 65V64H164ZM168 65V66H169ZM228 65V64H227ZM255 65V64H254ZM261 65V64H260ZM80 66V65H79ZM103 65H101L100 67H101V69H99V71L101 70L102 71V67ZM253 66V65H252ZM252 66H251V68H252ZM264 66V65H263ZM262 66V67H263ZM78 67V66H77ZM100 67H98V68H100ZM107 67V66H106ZM112 67V66H111ZM139 67V66H138ZM161 67V66H160ZM172 67V68H173ZM212 67H214V66H212ZM225 67H226V65H225ZM257 67H258V65H257ZM260 67V66H259ZM92 68V69H91ZM117 68V67H116ZM165 68V67H164ZM171 68V67H170ZM211 68V67H210ZM239 68V67H238ZM261 68V67H260ZM115 69V68H114ZM129 69V68H128ZM161 69H162V67H161ZM166 69H168V68H166ZM177 69V70H178ZM232 68H230V70H231ZM263 69V71H264V67L262 68ZM262 69H260V70H262ZM68 70V69H67ZM83 70H84V68H83ZM96 71L95 72H98L97 71V68L95 69ZM136 70H138V69H136ZM174 70V69H173ZM176 70V69H175ZM213 70V69H212ZM228 70V69H227ZM238 70V69H237ZM242 70V69H241ZM259 70V71H260ZM85 71V70H84ZM105 71V70H104ZM114 71V70H113ZM111 72V69H110V71H105L104 73H102V77H100V79H104L103 80V84H104V86L106 87V88H108V90L109 89H111V91L113 90V93L115 92V94H116V96H118V98H119V101L121 100V101H126L127 100V98L131 95V94H129L130 92V88L132 89V86L131 87H129L130 85H128L126 82H124V81H122V80H120V79H123V77H122V75L121 74H119V75H121V77L122 78H120L119 76H117V75H115V74H113L114 72ZM117 71V70H116ZM130 71H132V70H130ZM129 71V72H130ZM135 71V70H134ZM163 71V70H162ZM262 71V72H263ZM74 72V71H73ZM87 72V71H86ZM128 72V73H129ZM228 72V71H227ZM240 72V71H239ZM251 72V71H250ZM261 72V71H260ZM92 74H93V72H91ZM100 73V72H99ZM160 73V72H159ZM229 73V72H228ZM230 73H231V71H230ZM233 73V72H232ZM241 73V72H240ZM244 73V72H243ZM252 73V72H251ZM250 73V74H251ZM60 74V73H59ZM87 74H89V73H87ZM95 74V77H96V79L98 78L99 79V76H96L97 74L96 73H94ZM94 74H93V76H94ZM118 74V73H117ZM126 74V73H125ZM132 74V73H131ZM163 74V73H162ZM245 74V73H244ZM249 74V73H248ZM71 75V74H70ZM85 75V74H84ZM99 75V74H98ZM129 76H130V74H128ZM136 75V74H135ZM165 75H166V73H165ZM181 75V74H180ZM253 75V74H252ZM92 76V78H94L95 79V77H93ZM133 76V75H132ZM131 76V77H132ZM160 76V75H159ZM170 76V75H169ZM88 77V76H87ZM134 77V76H133ZM140 77V76H139ZM236 77V76H235ZM240 77V76H239ZM178 78V77H177ZM211 78V77H210ZM230 78V77H229ZM234 78V77H233ZM237 78V77H236ZM255 78V77H254ZM58 79H59V77H58ZM80 79V78H79ZM99 79V80H100ZM127 79H128V77H127ZM140 79H142V77L140 78ZM208 79V78H207ZM262 79V78H261ZM124 80V79H123ZM130 80H131V78H130ZM242 80V79H241ZM63 81V80H62ZM65 81V80H64ZM127 81V80H126ZM129 81V80H128ZM182 81V80H181ZM233 81V80H232ZM235 81V80H234ZM259 81V80H258ZM16 82V81H15ZM40 82V81H39ZM60 82V81H59ZM187 82V81H186ZM189 82V81H188ZM187 82V83H188ZM202 82H204V81H202ZM239 82V81H238ZM262 82V81H261ZM164 83V82H163ZM199 83V84H198ZM207 83V82H206ZM241 83V82H240ZM243 83V82H242ZM17 84V83H16ZM43 84V83H42ZM95 84V83H94ZM99 84H100V82H99ZM205 84V83H204ZM41 85V84H40ZM61 85V84H60ZM97 85V84H96ZM187 84H185V86H186ZM192 85V84H191ZM42 86V85H41ZM44 86V85H43ZM42 86V87H43ZM101 86H103V85H101ZM142 86V85H141ZM144 86H146V85H144ZM166 86V85H165ZM169 86V85H168ZM189 86V85H188ZM203 86V85H202ZM96 87V86H95ZM133 87H135V86H133ZM164 87V86H163ZM183 87V86H182ZM206 87V86H205ZM20 88H22V87H20ZM39 88V87H38ZM58 88V87H57ZM99 88V87H98ZM138 88V87H137ZM161 88V87H160ZM181 88V87H180ZM179 88V89H180ZM252 88H253V86H252ZM59 89V88H58ZM68 89V88H67ZM144 89V88H143ZM149 89V88H148ZM251 89V88H250ZM254 89V88H253ZM252 89V90H253ZM132 90H134V89H132ZM131 90V91H132ZM136 90V89H135ZM164 90V89H163ZM163 90H161V91H163ZM170 90V89H169ZM191 90V89H190ZM209 90V89H208ZM42 91V90H41ZM47 91V90H46ZM60 91V90H59ZM58 91V92H59ZM68 91V90H67ZM100 91V90H99ZM102 91V90H101ZM138 91V90H137ZM146 91V90H145ZM149 91V90H148ZM177 91V90H176ZM189 91V90H188ZM194 91V90H193ZM264 91V90H263ZM53 92V91H52ZM55 92V91H54ZM108 92V91H107ZM135 92V91H134ZM140 92V91H139ZM149 92H151V91H149ZM165 92V91H164ZM167 92H168V88H167ZM166 92V93H167ZM259 92V91H258ZM262 92V91H261ZM44 93V92H43ZM51 93V92H50ZM57 93V92H56ZM69 93H70V91H69ZM105 93V92H104ZM113 93H112V96H113ZM132 93V92H131ZM155 93V92H154ZM162 93V92H161ZM190 93H191V91H190ZM111 94V93H110ZM109 94V95H110ZM146 94V93H145ZM150 94V93H149ZM157 94V93H156ZM159 94V93H158ZM196 94V93H195ZM19 95V94H18ZM38 95V94H37ZM40 95V94H39ZM42 95V94H41ZM191 95V94H190ZM231 95V94H230ZM254 95V94H253ZM21 96H23L24 97V95H21ZM34 96V95H33ZM43 96V95H42ZM53 96H54V93H53ZM112 96H111V98H112ZM141 96H143V95H141ZM153 96V95H152ZM167 96V95H166ZM176 96V95H175ZM189 96V95H188ZM233 96V95H232ZM254 96H256V95H254ZM37 97V96H36ZM35 97V98H36ZM51 97V96H50ZM56 97V96H55ZM64 97V96H63ZM147 97V96H146ZM158 97V96H157ZM163 97V96H162ZM173 97V96H172ZM32 98V97H31ZM58 98V97H57ZM70 98H72V97H70ZM69 98V99H70ZM110 98V97H109ZM132 98V97H131ZM135 98V97H134ZM150 98H151V96H150ZM161 98V97H160ZM166 98V97H165ZM164 98V99H165ZM179 98V97H178ZM193 98V97H192ZM216 98V97H215ZM254 98V97H253ZM258 98V97H257ZM256 98V99H257ZM261 98V97H260ZM25 99V98H24ZM48 99V98H47ZM51 99V98H50ZM67 99V98H66ZM113 99V98H112ZM143 99V98H142ZM198 99H200L199 97H198ZM263 99V98H262ZM14 100H16V99H14ZM39 100V99H38ZM44 100V99H43ZM155 100V99H154ZM181 100V99H180ZM185 100V99H184ZM189 100V99H188ZM219 100V99H218ZM131 102H132V100H130ZM134 101V100H133ZM145 101V100H144ZM158 101H160V100H158ZM222 101H224V100H222ZM221 101V102H222ZM231 101H233V100H231ZM58 102V101H57ZM67 102V101H66ZM136 102H138V101H136ZM160 102H163V100L162 101H160ZM186 102V101H185ZM188 102V101H187ZM215 102H217V104H216V106H215ZM220 102V101H219ZM259 102V101H258ZM25 103V102H24ZM47 103V102H46ZM50 103V102H49ZM69 103V102H68ZM126 103V102H125ZM141 103H143V102H141ZM140 103V104H141ZM232 103V102H231ZM27 104V103H26ZM36 104V103H35ZM43 104V103H42ZM138 104V103H137ZM136 104V105H137ZM154 104V103H153ZM163 104V103H162ZM190 104V103H189ZM188 104V105H189ZM197 104V103H196ZM21 105V104H20ZM39 105V104H38ZM41 105V104H40ZM56 105V104H55ZM59 105V104H58ZM139 105V104H138ZM137 105V106H138ZM161 105V104H160ZM198 105V104H197ZM234 105V104H233ZM18 106V105H17ZM43 106V105H42ZM41 106V107H42ZM156 106V105H155ZM154 106V107H155ZM196 106V105H195ZM253 106H254V104H253ZM257 106V105H256ZM72 107V106H71ZM142 107V106H141ZM186 107V106H185ZM203 107V106H202ZM219 109H218V108ZM263 107V106H262ZM35 108H37V107H35ZM45 108V107H44ZM67 108V107H66ZM66 108H64L65 110H66ZM73 108H74V106H73ZM146 108V107H145ZM224 108H225V106H224ZM223 108V109H224ZM227 108V107H226ZM2 109V108H1ZM54 109V108H53ZM56 109V108H55ZM60 109V108H59ZM95 109V108H94ZM139 109H141V108H139ZM188 109V108H187ZM189 109H191V108H189ZM262 109V108H261ZM6 110V109H5ZM28 110H29V108H28ZM34 110V109H33ZM50 110V109H49ZM74 110V109H73ZM93 110V109H92ZM97 110V109H96ZM124 110V109H123ZM150 110H151V108H150ZM155 110V109H154ZM199 110H200V107H199ZM202 110H203V108H202ZM3 111V110H2ZM8 111H10V110H8ZM32 111V110H31ZM42 111V110H41ZM61 111V110H60ZM59 111V112H60ZM64 111V110H63ZM62 111V112H63ZM78 111V110H77ZM95 111V110H94ZM125 111V110H124ZM152 111H153V109H152ZM157 111V110H156ZM201 111V110H200ZM226 111V110H225ZM182 112V111H181ZM201 112H203V111H201ZM228 112V111H227ZM227 112H225V113H227ZM234 112V111H233ZM264 112V111H263ZM15 113V112H14ZM32 113V112H31ZM56 113V112H55ZM76 113V112H75ZM80 113V112H79ZM154 114H156L155 113V111L153 112ZM222 113V112H221ZM236 113V112H235ZM16 114V113H15ZM50 114V113H49ZM61 114V113H60ZM68 114V113H67ZM70 114H72V113H70ZM154 114H152V115H154ZM230 114V113H229ZM239 114V113H238ZM237 114V115H238ZM13 115V114H12ZM11 114H7V112H0V212H1V214H3V222H4V226H5V230H3V232L2 233H0V259L2 258V259H4L3 257L5 256V260H6V263L4 262V263H0V264H7V262H9L8 264H87V259H85V257H87V256H83L82 254H78L77 256H75V254H74V252L75 251H77L78 250V247H77V245H75L76 247H74V245H72L71 243L73 242V240H74V242L76 241L77 242V240L79 241L77 244H79V246L80 247H82V246H84L83 244H85V238H87V237H85L86 236V234H85V232L83 233V231L85 230V228L86 227H84V222H86V220L85 221H83L84 220V217H81V219L80 218H76V216H73V215H75L74 213H76L77 214V212H74V211H79V210H84L85 211V209H87V211H88V208L89 209H94L95 208V206L94 205H98V203H99V201H98V203L96 204H94V202H92L93 203V206H92V203H91V201H96V199L97 198H100V196H101V199L104 197V195H101L100 194V192H98L97 190H95V189H92V190H95V191H93V193L92 192H90V189H89V191L86 189V188H84V187H82L81 186V184H85V183H81L80 182V180H75L76 178H75V175H74V173H73V170L75 169V168H77L76 167V165L78 166V165H80V163H78V162H81V161H79V160H81L84 156H85V159H90V158H88V155H86L85 153V155L82 157V155L80 156V154H78V152L79 151H77V153H74L75 155H68V156H65L66 154H68V153H70V152H67L65 155H64V157H63V155H61L62 153H63V151H65L66 152V150H63L62 151V153L60 154L59 153V155H61V157L60 156H58L57 154H55V155H57V158L58 157H60L61 158V160H58L57 159V161H60L59 162V165H55L54 163L52 164L51 162H55L56 160L54 159V158H56V156L54 155V154H52V155H54V156H50L49 154H47V156L49 157V158H51V159H54L55 161H52L51 159H49V160H47L46 159V155L44 156L45 158H43V155H44V153L46 154V152H42V151H40V150H38V149H36V146L38 145L37 144V142H38V137H37V131H39V130H41V129H38L37 131H36V129L37 128H34L33 127V125H31L30 124V126H32L34 129H32V127L30 128V126H29V123H31V122H28V126L27 125H25V123L27 122V121H25V123H24V121H20L21 119H19L18 120V116L16 115V116H12ZM45 115V114H44ZM47 115V114H46ZM74 115V114H73ZM86 115V114H85ZM157 115V114H156ZM189 115H190V113H189ZM204 115V114H203ZM233 115V114H232ZM231 115V116H232ZM241 115V114H240ZM22 116V115H21ZM34 116V115H33ZM36 116V115H35ZM52 116V115H51ZM55 116V115H54ZM62 116V115H61ZM60 116V117H61ZM67 116V115H66ZM125 116V115H124ZM127 116V115H126ZM125 116V117H126ZM135 116H138V115H135ZM148 116V115H147ZM183 116V115H182ZM209 116V117H210ZM17 117V118H16ZM23 117H25V116H23ZM58 117V116H57ZM63 118H64V116H62ZM61 117V118H62ZM113 117H115V116H113ZM121 117V116H120ZM123 117V116H122ZM133 117V116H132ZM152 117V116H151ZM154 117H156V116H154ZM153 117V118H154ZM213 117V118H212ZM229 117V116H228ZM233 117V116H232ZM242 117V116H241ZM20 118V117H19ZM28 118V117H27ZM43 118V117H42ZM51 118H53V117H51ZM50 118V119H51ZM70 118V117H69ZM86 118V117H85ZM84 118V119H85ZM131 118V117H130ZM129 118V119H130ZM136 118V117H135ZM203 118H204V120H205V117L203 116ZM235 118V117H234ZM30 119V118H29ZM28 119V120H29ZM32 119V118H31ZM30 119V120H31ZM45 119H47V118H45ZM49 119V120H50ZM84 119H83V121H84ZM141 119L142 118H140V122H142L141 121ZM206 119H207V117H206ZM27 120V119H26ZM37 120V119H36ZM55 120V119H54ZM59 120V119H58ZM74 120V119H73ZM86 120V119H85ZM113 120H115V119H113ZM119 120V119H118ZM123 120H125V121H127L126 119H123ZM143 120V119H142ZM147 120V119H146ZM230 120V119H229ZM240 120V119H239ZM46 121V120H45ZM52 121V120H51ZM62 121H63V119H62ZM82 121V123H85L86 124V122H83ZM112 121V120H111ZM117 121V120H116ZM134 121V120H133ZM139 121V119H137V122ZM22 124H21V123ZM67 122V121H66ZM75 122V121H74ZM185 122V121H184ZM188 122V121H187ZM210 122V121H209ZM237 122V121H236ZM33 123V122H32ZM38 123V122H37ZM50 123V122H49ZM80 123V122H79ZM82 123H81V125H82ZM139 123V122H138ZM137 123V124H138ZM188 123H190V122H188ZM24 124V125H23ZM60 124H63V123H60ZM64 124H65V122H64ZM88 124V123H87ZM86 124V127H88L89 128V124L87 125ZM113 124V128L115 129L116 127H118L119 125L117 124V122H115L114 121V123H112ZM123 124V123H122ZM134 124H136V123H134ZM136 124V125H137ZM141 124V123H140ZM143 124V123H142ZM186 124V123H185ZM209 124V123H208ZM211 124H212V122H211ZM237 124V123H236ZM236 124H235V126H236ZM40 125V124H39ZM47 125V124H46ZM50 125V124H49ZM49 125L47 126L48 128H49ZM80 125V124H79ZM78 125V127H81L80 128V130H78L77 128H74V129H77L78 131H79V133H78V135L80 134V135H87V134H85L83 131H85L84 129L86 128L85 127V125H84V127H82L81 125L79 126ZM146 125V124H145ZM257 126H258V124H256ZM41 126V125H40ZM63 126H66V125H63ZM72 126V125H71ZM142 126V125H141ZM144 126V125H143ZM142 126V127H143ZM151 126V125H150ZM175 126H176V124H175ZM174 126V129H176V127ZM190 126V129H191V125H189ZM214 126V125H213ZM259 126H260V124H259ZM37 127V126H36ZM61 127V126H60ZM69 127V126H68ZM67 127V128H68ZM74 127V126H73ZM145 127V126H144ZM193 127V126H192ZM238 127V126H237ZM256 129H258L256 126H254ZM40 128V127H39ZM47 128V129H48ZM55 128V127H54ZM63 128V127H62ZM65 128V127H64ZM84 128V129H83ZM87 128V129H88ZM92 128H94V127H92ZM92 128H90V129H92ZM148 129L147 130H149V126L147 127ZM151 129H150V131H146L148 134H150V136H153L154 135V133H155V131H154V129L152 130V128H153V126H151L150 127ZM189 128V127H188ZM216 128V129H217ZM250 128V127H249ZM263 128H264V126H263ZM263 128H261V129H263ZM47 129H46V131H47ZM61 129V128H60ZM74 129H72L71 128V130H70V132L73 130V132H75L74 131ZM81 129L83 130L82 132H83V134H82V132L80 133V131H81ZM86 129V130H87ZM117 129V128H116ZM178 129V128H177ZM193 129V128H192ZM233 129V128H232ZM251 129V128H250ZM50 130V129H49ZM48 130V131H49ZM65 130H66V128H65ZM98 130V129H97ZM206 130V129H205ZM218 130H216V131H218ZM229 130H231V128L229 129ZM41 131H43V130H41ZM58 131H61V130H58ZM58 131H57V133H58ZM63 131V130H62ZM88 131V130H87ZM87 131H85V132H87ZM90 131V130H89ZM94 131V130H93ZM195 131V130H194ZM204 131V130H203ZM209 131V130H208ZM241 131V130H240ZM247 131H249V130H247ZM252 131V130H251ZM257 131H259V130H257ZM43 132H45V131H43ZM43 132H41L42 134H43ZM52 132H54V131H52ZM51 132V133H52ZM56 132V131H55ZM67 132L70 134V132H69V129L67 130ZM73 132H71V134L73 133ZM153 132V133H152ZM163 132V131H162ZM161 132V133H162ZM192 132V131H191ZM250 132V131H249ZM253 132V131H252ZM41 133H38L39 135L38 136H42V134ZM50 133V132H49ZM64 133V132H63ZM77 132H75V133H73V134H76ZM146 133V134H147ZM160 133V134H161ZM206 133V132H205ZM240 133V132H239ZM243 133V132H242ZM264 133V132H263ZM59 134V133H58ZM62 134V133H61ZM91 134V133H90ZM89 134V135H90ZM97 134V133H96ZM95 134V135H96ZM99 134V133H98ZM97 134V135H98ZM147 134V135H148ZM252 133H250L249 135L250 136H252L251 135ZM47 135V134H46ZM52 135V134H51ZM51 135H50V137H51ZM100 135V134H99ZM98 135V136H99ZM103 135V134H102ZM164 134H162V136H163ZM248 135V136H249ZM63 136H65V134L63 135ZM76 136H77V134H76ZM83 136H80L82 139H83ZM162 136H158L157 138L161 141V138L160 137H162ZM232 136V135H231ZM235 136V135H234ZM240 136V135H239ZM238 136V137H239ZM245 136V135H244ZM249 136V137H250ZM254 136V135H253ZM255 136H258L257 134L255 135ZM254 136V137H255ZM259 136H261V135H259ZM42 137H45L44 135L42 136ZM55 137H56V135H55ZM54 137V138H55ZM70 137V136H69ZM96 137V136H95ZM93 138L94 139V143L96 142V141H101L102 139H101V137H97V138ZM211 137V136H210ZM247 137V136H246ZM248 137V138H249ZM253 137V138H254ZM262 137V136H261ZM40 138V137H39ZM58 138H60V137H58ZM66 138V137H65ZM71 138H72V136H71ZM74 138V137H73ZM103 138H105V137H103ZM147 138H151V137H149V135H148V137ZM153 139H156V138H154V137H152ZM163 138V137H162ZM165 138V137H164ZM240 138V137H239ZM253 138H252V140H253ZM96 139V140H95ZM216 139V138H215ZM215 139H213V140H215ZM256 140H257V138H255ZM71 140V139H70ZM77 140V139H76ZM149 141H151L150 139H148ZM157 140V139H156ZM156 140H153V142H152V144L154 145V142L156 141ZM158 140V141H159ZM236 140V139H235ZM241 140V139H240ZM53 141V140H52ZM81 141V140H80ZM82 141H84V139L82 140ZM249 141V140H248ZM255 141V140H254ZM84 142H87V141H84ZM102 142H103V140H102ZM102 142H96L98 145L100 144V145H102ZM223 142V143H222ZM245 142V141H244ZM252 142V141H251ZM261 142V141H260ZM40 143V142H39ZM78 143V142H77ZM104 143V142H103ZM248 143V142H247ZM85 144V143H84ZM109 144V143H108ZM148 144H150V143H148ZM152 144H150L149 146L151 147L152 146ZM160 144H162V143H160V142H157V144H156V142H155V145L152 147V151H151V153H154L155 154V157H157V158H155V159H159V157L158 156H160V154H159V152H160V150H159V147L158 146H160ZM80 145V144H79ZM93 145V144H92ZM91 145V146H92ZM99 145V146H100ZM110 145V144H109ZM158 145V146H157ZM235 147H234V146ZM237 145V146H238ZM241 145V144H240ZM104 146L105 147H107V145L104 143ZM244 146V145H243ZM242 145H241V147H243ZM264 146V145H263ZM102 147V146H101ZM104 147V149L105 150H107L108 151V147L107 148H105ZM112 146H110L109 148H111ZM219 147V148H218ZM233 147H234V149H233ZM239 147V146H238ZM38 148H40V146L38 147ZM83 148H85V147H83ZM92 148V147H91ZM103 148V147H102ZM114 147H112V149H113ZM161 148V147H160ZM78 150H80L81 148H77ZM99 149V148H98ZM101 149V148H100ZM109 149V151H108V155L109 154H111L112 156L113 155H115L114 154V151L113 150H115V149ZM220 149V150H221ZM239 149H241V148H239ZM238 149V150H239ZM244 149V148H243ZM252 149V148H251ZM250 149V150H251ZM73 149H71L70 151H72ZM76 150V149H75ZM75 150H74V152H75ZM84 150V149H83ZM82 150V151H83ZM92 150V149H91ZM149 150H151V148H149ZM215 150V149H214ZM237 150V149H236ZM237 150V151H238ZM248 150V149H247ZM246 150V151H247ZM68 151V150H67ZM93 151V150H92ZM241 151V150H240ZM40 152H42L43 153V155L40 153ZM49 152V151H48ZM47 152V153H48ZM80 152H81V150H80ZM84 152V151H83ZM101 152V151H100ZM102 152H103V150H102ZM215 152V151H214ZM251 152V151H250ZM51 153H52V151H51ZM50 153V154H51ZM56 153V152H55ZM73 152H71V154H72ZM82 153V152H81ZM95 153V152H94ZM96 153H97V151H96ZM99 153V152H98ZM105 153V152H104ZM161 153V152H160ZM261 153H263V152H261ZM83 154V153H82ZM101 154V153H100ZM100 154H98V155H100ZM157 154H159V155H157ZM164 154V153H163ZM163 154H161V155H163ZM240 154H243V153H241L240 152ZM250 155L252 154V153H249ZM254 154V153H253ZM94 155V154H93ZM116 155H117V152H116ZM116 155L114 156V157H116ZM177 155V154H176ZM221 155H219V156H221ZM89 156H91L90 154H89ZM107 156V155H106ZM153 156V155H152ZM151 156V157H152ZM165 155H163V157H164ZM179 156V155H178ZM242 156H240V157H242ZM262 156V155H261ZM53 157V158H52ZM82 157V158H81ZM87 157V158H86ZM96 157H98L97 156V154H96ZM96 157H93L94 159H96ZM101 157H103V156H101ZM111 157V156H110ZM154 157V156H153ZM152 157V158H153ZM161 157V156H160ZM174 157V156H173ZM92 158V159H93ZM100 158V157H99ZM171 158V157H170ZM170 158H169V160H170ZM259 158H261V159H259ZM63 159H64V161H63ZM92 159H91V161H92ZM98 159V158H97ZM97 159H96V161H97ZM103 159V158H102ZM116 159V158H115ZM114 159V160H115ZM154 159V158H153ZM221 160H222V158H220ZM254 159V160H253ZM50 160H51V162H50ZM83 160V159H82ZM99 160V159H98ZM119 160V159H118ZM157 160L155 161V162H157ZM220 160V161H221ZM240 160V159H239ZM61 161H63V162H61ZM89 161V160H88ZM94 161V160H93ZM223 161V160H222ZM241 163V165L238 163ZM242 161L244 162V163H246V164H244V163H242ZM99 162H103V165H104V161H99ZM114 162H116V160L114 161ZM118 162V161H117ZM155 162H153L152 164H154ZM159 162V161H158ZM161 162H162V160H161ZM166 161H164L163 160V163H165ZM78 163V164H77ZM98 163V162H97ZM119 163V162H118ZM160 163V162H159ZM170 163V162H169ZM180 163V162H179ZM178 163V164H179ZM184 163V162H183ZM221 164H224V163H222V162H220ZM237 163L239 164V166L237 165ZM263 163H264V161H263ZM90 164H92V163H90ZM100 164V163H99ZM106 164V163H105ZM110 165H111V163H109ZM157 164V163H156ZM171 164V163H170ZM172 164H174V163H172ZM220 164V165H221ZM244 165V167H243V165ZM102 165V164H101ZM102 165V166H103ZM107 165V169H110V168H112L114 165H113V163H112V167H110V165H109V167L110 168H108V164H106ZM155 165V164H154ZM154 165L152 166L153 168H152V170H151V172H150V176H152V179H151V177H150V179H151V181H152V183L150 182V184H152L151 185V188L149 189V191H147V192H149V197H150V203H149V205H148V207H149V209H147L146 211H147V213H146V215H147V217H148V221H149V223H146L147 224V226L144 228L145 229V231H146V233H147V236H145L144 235V232H143V229H142V231H140V230H136V232H131L132 234H133V236H132V238H134L133 239V242H134V247L132 246V248L134 249V252H135V254H136V258L135 257H133L132 259H134V260H131V261H133V263L134 264H215V262L214 261H217L216 259H215V257H213L212 256V254L213 253H215V252H213L214 250H215V247H213L214 249H210V247H208V245H210L208 242L211 240V242H212V237L210 236V231L209 230H207L208 229V227L210 228V230L212 229L211 227H213V226H211V225H213V222H211V224H210V222H209V219L207 220V222L210 224H208L209 226L207 227L206 226V232H208L209 231V233H208V236H207V233H205L204 232V229H205V223H204V219H203V217L205 216V214H204V216L203 215H199V213H198V215L201 217V216H203L201 219H203V222L202 221H200V220H198V218H196V217H198V215L195 213L196 212V210H195V214L197 215V216H194L195 214H192V212L194 211V209H191V208H189L188 206H189V204H188V206H187V204H186V202L187 201H185L184 200V197L187 195V194H185V192H186V190L188 189V190H190V186H191V182L193 181V179L192 180H190V178H193L192 177V175L189 177L188 176V173H186L185 171H187V169H186V165L185 166H175V167H178L179 169H177V168H175V169H177L178 170V173L177 174H174V175H176V176H174V175H169V174H166V175H169V176H165V174L164 173H167V172H163V169H162V171L161 172H163V174H164V176L165 177H163L162 179H161V177H158L157 176V174H158V168H156L155 167V169H154ZM166 165H168V163L166 164ZM179 165H181V164H179ZM183 165V164H182ZM225 165V166H226ZM105 166V165H104ZM103 166V167H104ZM156 166V165H155ZM157 166H158V164H157ZM189 166V165H188ZM223 166V165H222ZM241 166V167H240ZM261 166H262V168H261ZM96 167H94V169H95ZM117 168V167H116ZM115 167L113 168V169H116ZM131 168H133V167H130V169ZM164 168H165V166H164ZM173 168V167H172ZM188 168V167H187ZM101 169H102V167H101ZM104 169V168H103ZM120 169V168H119ZM128 169V168H127ZM135 167H134V171H135ZM161 168L159 167V170H160ZM223 169V171H226L227 169L226 168H222ZM226 169V170H225ZM71 170H72V173H71ZM138 171H139V169H137ZM155 170V171H154ZM173 170V169H172ZM221 170V169H220ZM95 171V170H94ZM93 171V173L95 174V172ZM101 171V170H100ZM110 171V170H109ZM112 171V170H111ZM157 171V172H156ZM196 171V170H195ZM219 171V170H218ZM228 171V172H229ZM112 172H114V178H111V179H113L112 181H114L115 182V180H117V175H118V173H116V171H112ZM111 172V173H112ZM127 172V171H126ZM129 172H130V170H129ZM131 172H132V169H131ZM156 172V173H155ZM183 172H185L186 174H187V176L189 177H187ZM217 172V171H216ZM227 172V173H228ZM75 173L77 174L78 172L77 171H75ZM115 173H116V175H115ZM121 174H122V172H120ZM134 173H136V171L134 172ZM140 173H141V171H140ZM140 173L138 172V173H136V176L137 177H139L140 176ZM191 173V172H190ZM224 173H226V172H224ZM223 172L222 173H219L218 175L219 176H221V174H224ZM226 173V174H227ZM230 173V174H231ZM81 174V173H80ZM80 174H78V176H83V175H80ZM83 174V173H82ZM113 174V173H112ZM112 174H110V177H112L111 175ZM144 174V177L146 176L145 175V173L143 172L141 175H143ZM163 174L161 175V176H163ZM201 174V173H200ZM229 174V173H228ZM230 174H229V176H230ZM124 175H126V173H124ZM135 175V174H134ZM196 175V174H195ZM77 175H76V177H78ZM85 176V175H84ZM84 176H83V178H84ZM109 176V175H108ZM174 176V177H173ZM223 176V175H222ZM221 176V177H222ZM51 178L52 179V182L51 183H49L50 181L48 180V178ZM86 177V176H85ZM88 177V176H87ZM90 177H91V175H90ZM126 177H128V175H126ZM142 177V176H141ZM141 177H139V178H141ZM226 177V181L225 182H227V181H229L230 180V178H227V176H225ZM225 177L223 178L224 180H225ZM232 177H233V175H232ZM236 177H234L233 179H236ZM46 178H47V180H46ZM82 178V179H83ZM120 178H121V176H120ZM134 178H135V176H134ZM160 178V179H159ZM78 179V178H77ZM80 179H81V177H80ZM81 179V180H82ZM90 179H92V177L90 178ZM88 180V181H91V180ZM110 179V178H109ZM229 179V180H228ZM85 180H86V178H85ZM94 180V179H93ZM96 180V179H95ZM99 180V179H98ZM217 180H218V178H217ZM220 180V179H219ZM224 180L222 181V180H220L223 184L225 183L224 182ZM232 180V179H231ZM75 181H79L81 184H79L81 187H82V189H77V188H79L78 187V185H76V183H75ZM97 181V180H96ZM111 181V180H110ZM191 181V182H190ZM233 182L234 181H237V180H232ZM231 181V182H232ZM92 182V181H91ZM90 182V183H91ZM219 182V181H218ZM230 182V181H229ZM232 182V183H233ZM88 183V182H87ZM94 183H96V182H94ZM93 183V184H94ZM101 183H102V181H101ZM221 183V184H222ZM92 184V185H93ZM103 184V183H102ZM115 184H117V183H115ZM120 184V183H119ZM193 184V183H192ZM220 184V185H221ZM87 185H91V184H87ZM92 185L90 186V188H93L92 187ZM95 185V184H94ZM232 185H234V183L232 184ZM236 185H238V183L236 184ZM236 185H234V186H232L233 187V189L235 188V186ZM75 186H77V190L79 191H77V190H75ZM115 186V185H114ZM150 186V185H149ZM173 187H175L174 189H173ZM192 188H193V185L191 186ZM84 188V189H83ZM236 188H237V186H236ZM239 188V187H238ZM241 188V187H240ZM195 189V188H194ZM231 189V188H230ZM230 189H226V191L228 190L229 192H230ZM102 190V189H101ZM122 190V189H121ZM120 190V191H121ZM148 190V189H147ZM174 190V191H173ZM188 190H187V192H188ZM192 190V189H191ZM190 190V191H191ZM236 190H238V189H236ZM77 191V192H76ZM103 191V190H102ZM102 191H101V193H102ZM119 191V192H120ZM189 191V192H190ZM196 191V190H195ZM194 191V192H195ZM220 191V190H219ZM227 191V192H228ZM146 192V191H145ZM186 192V193H187ZM197 192V191H196ZM104 193V192H103ZM129 193H130V191H129ZM131 193H132V191H131ZM134 193V192H133ZM191 193H193V190L191 191ZM237 193H238V191H237ZM116 194V193H115ZM174 195L173 197H171V195ZM184 194H185V196H184ZM190 194V193H189ZM189 194H188V197H189ZM198 195H199V193H197ZM224 194H226V192L224 193ZM229 193H227L226 195H228ZM136 195V194H135ZM135 195L134 196H132V194H131V196H132V198H134L135 197ZM192 194H190V196H191ZM193 195H195V193L193 194ZM220 197H219V200H220V198L222 199V195L223 194H221V192H220ZM231 195H236V194H231ZM62 196L63 197H65V199H63L62 198ZM103 196V197H102ZM118 196V193L116 194V197ZM146 196V195H145ZM184 196V197H183ZM200 196V195H199ZM224 196V195H223ZM229 197H230V195H228ZM120 196H118V198H117V200L118 199H120L119 198ZM128 197H129V194H128ZM137 197V196H136ZM135 197V198H136ZM171 197V198H170ZM225 197V196H224ZM223 197V198H224ZM227 197V196H226ZM234 197V196H233ZM236 197H238V195L236 196ZM52 199V200H54V201H58V200H60L61 198V200L63 201V200H65L64 202H62L61 200V202L64 204L65 202H67L68 204H69V208H71L70 210H69V212H67V211H64V212H62L61 210H59L58 209V211H60V213H57L56 212V210H54V209H52V208H49L50 206H52V205H50L51 203L50 202H52V200H49V199ZM111 198H113V197H111ZM122 198H124L123 196H122ZM134 198V199H135ZM191 198V197H190ZM195 198H196V195H195ZM215 198V197H214ZM231 198V197H230ZM239 198L240 199H242L241 198V196H239ZM239 198H235V201H238V200H236V199H239ZM114 199H115V197H114ZM129 199V198H128ZM148 198H146V200H147ZM186 200H187V198H185ZM189 199V198H188ZM217 199V198H216ZM225 199V198H224ZM223 199V200H224ZM227 199V198H226ZM102 200H104V199H102ZM108 200H110V201H115V200H112V199H110V198H108L107 199V201L106 202H108ZM131 200V199H130ZM133 200V199H132ZM131 200V201H132ZM173 202H172V201ZM189 200H191V199H189ZM213 200V199H212ZM218 200V199H217ZM223 200H221L222 202H223ZM245 200H244V202H242V204L244 203L245 204ZM60 201H58V203L60 204ZM118 201H120V200H118ZM131 201H129V202H131ZM136 201V200H135ZM172 203H171V202ZM240 201H242V200H240ZM240 201H239V203H240ZM100 202H102V201H100ZM105 201H103V203H104ZM105 202V203H106ZM116 202V201H115ZM128 202V203H129ZM147 202V201H146ZM145 202V203H146ZM189 202H191V201H189ZM214 202V201H213ZM216 202V201H215ZM220 202V201H219ZM221 202V203H222ZM61 203V204H62ZM109 203V202H108ZM111 203V202H110ZM118 203V202H117ZM117 203H112L113 204V206H114V204H117ZM135 203H137V201L135 202ZM188 203V202H187ZM194 203V202H193ZM221 203H219V204H221ZM57 203L55 202V205L54 206H56V207H59L58 205H56ZM63 204H62V206H63ZM73 204H74V208H75V210H74V208L72 207L73 206ZM107 204V203H106ZM112 204H110L109 206H112ZM122 204V203H121ZM214 204H216V203H214ZM230 204V203H229ZM243 204V205H244ZM129 205V204H128ZM223 205H224V203H223ZM234 205H235V202H234ZM237 205V204H236ZM236 205H235V207H236ZM102 206V205H101ZM112 206V207H113ZM119 206L121 207V205H120V203H119ZM122 206H124L123 204H122ZM130 206V205H129ZM144 206H147V204H144ZM191 206H192V208L194 207L195 208V206H193V204H191ZM216 206V205H215ZM217 206H218V202H217ZM245 206V205H244ZM245 206V207H246ZM33 207H36V209L38 210V212H41V215H42V213H46L45 212V210L49 213V211L47 210L48 208L50 209V211H52V210H54L55 212H53V213H51V215H48V213H46L48 216H49V227H52V225H55L56 223H57V225L59 224V223H62V224H60L62 227L63 226H66V227H69V228H71V227H73L76 223L81 227V234L83 233L85 236V238L83 237V235H81V234H79V233H75V234H78V235H74V233L73 232H71V233H73V235L71 234L69 237H68V235H66V237L67 238H70L71 239V243H69V242H66V240L65 239H63L62 241H63V244L67 247H65L68 251L67 252H65V254H67L66 256H59V254H62L61 253V251H60V249H59V251H58V254L56 253L57 251H51L50 249H48V247H46V243L44 244V243H41L42 241H38L37 239L39 238V235H40V237H41V234H43V233H41L40 232V225H36L34 222H32V220H31V215H30V213H29V211H31L32 210V208ZM65 207V206H64ZM138 207H139V201H138ZM141 207H143L142 205H141ZM147 207V208H148ZM55 208V207H54ZM66 208H67V206H66ZM65 208V209H66ZM68 208V209H69ZM98 207L96 206V208L95 209H97ZM100 208V207H99ZM99 208H98V211H99ZM109 208H111V207H109ZM108 208V209H109ZM121 208H123V207H121ZM140 208V207H139ZM146 208V207H145ZM228 208V207H227ZM52 209V210H51ZM55 209H57V208H55ZM61 209H64L63 207H61ZM94 209V211L96 212V210ZM102 209V208H101ZM105 209V208H104ZM113 209V208H112ZM112 209L110 210V213H111V211H112ZM144 213H145V210H144V208H140ZM193 210V211H191V210ZM196 209V208H195ZM33 210H35V209H33ZM67 210V209H66ZM93 210L91 211V212H94ZM114 211V210H113ZM80 212H83V211H80ZM94 212V213H95ZM106 212H107V210H106ZM109 212V211H108ZM141 212V211H140ZM139 212V213H140ZM142 212V213H143ZM207 212H209V211H207ZM84 213H86V212H84ZM84 213H79L78 212V215L80 214H83V215H85ZM94 213H91L92 214V216H94ZM98 213V212H97ZM110 213H108L109 215H110ZM113 213V212H112ZM114 213H116V212H114ZM117 213H119V211L117 212ZM247 213H246V215H247ZM0 214V215H1ZM35 214H37V213H35ZM50 214V213H49ZM90 214V215H91ZM100 214V213H99ZM103 214V213H102ZM208 214V213H207ZM212 214V213H211ZM210 214V215H211ZM219 214H220V211H219ZM223 214V213H222ZM39 215H40V213H39ZM40 215V216H41ZM79 215V216H80ZM89 215V216H90ZM112 215V214H111ZM137 215H138V213H137ZM140 215V214H139ZM138 215V216H139ZM144 215V214H143ZM142 214H141V216L142 217H144V219H146L145 218V215L143 216ZM43 216V215H42ZM46 216V215H45ZM86 216L88 217V215H87V213H86ZM92 216H90V217H92ZM114 216V215H113ZM136 216V215H135ZM140 216V217H141ZM207 216V215H206ZM205 216V217H206ZM222 216V215H221ZM1 217V216H0ZM44 217V216H43ZM73 217H75L76 219H75V222L76 223H74V225H73V222H72V219H73ZM86 217V218H87ZM109 217H112V216H109ZM115 217V216H114ZM113 217V218H114ZM137 217V216H136ZM199 217V218H200ZM204 217V218H205ZM210 217V216H209ZM215 217V216H214ZM96 218V217H95ZM95 218H93V220L95 219ZM104 218L106 219L107 217H105L104 216ZM103 218V219H104ZM138 218V217H137ZM222 218V217H221ZM247 218V219H248ZM32 219L34 220V218L32 217ZM104 219V220H105ZM111 219V218H110ZM116 219V218H115ZM114 219V220H115ZM119 219H121V218H119ZM136 219V218H135ZM143 219V220H144ZM207 219V218H206ZM205 219V220H206ZM87 220H89V218L87 219ZM96 220L97 221H95V222H98V221H100V220H102V218L101 217H99V219H97L96 218ZM103 220V221H104ZM113 220V222H117V221H114ZM117 220H118V218H117ZM122 220V219H121ZM0 221H1V218H0ZM37 221V220H36ZM102 221V222H103ZM106 221V220H105ZM104 221V222H105ZM109 221V220H108ZM2 222V221H1ZM46 221H43L42 223H43V225H44V223H45ZM72 222V225L73 226H71L70 227V223ZM90 222H92L91 220H90ZM110 222V221H109ZM118 222H120V221H118ZM137 223L139 222V224H141L142 223V221H141V223H140V221H136ZM135 222V223H136ZM143 222H145V220L143 221ZM146 222H147V220H146ZM206 222V221H205ZM206 222V223H207ZM41 223V224H42ZM93 223V222H92ZM1 224V223H0ZM64 224H70L69 226L68 225H64ZM106 224H107V221H106ZM105 224V225H106ZM110 224H112V220H111V223ZM115 224V223H114ZM118 224V223H117ZM146 224H144L143 223V225H146ZM2 225V224H1ZM42 225V226H43ZM88 225V224H87ZM108 225V224H107ZM106 225V226H107ZM126 225V224H125ZM79 226H76L75 225V227L74 228H80ZM115 226V225H114ZM165 226V227H164ZM211 226V227H210ZM46 227H47V225H46ZM65 227V228H66ZM104 227V226H103ZM116 227V226H115ZM131 227H132V225H131ZM135 227V226H134ZM133 227V228H134ZM164 227V228H163ZM215 227V226H214ZM228 227V226H227ZM42 228V227H41ZM43 228H44V226H43ZM74 228L72 229H68L69 231L70 230H72V231H74L75 232V230H74ZM109 228H110V226H109ZM133 228H131L132 230L131 231H135V229H136V227H135V229H133ZM139 228L141 229V227L139 226ZM142 228H143V226H142ZM1 229H3V228H0V230ZM48 229H50V228H47L46 230H48ZM94 229V228H93ZM92 229V230H93ZM65 230V229H64ZM68 230H66V231H68ZM80 230V229H79ZM109 230V229H108ZM213 230V229H212ZM211 230V231H212ZM224 230V229H223ZM2 231V230H1ZM0 231V232H1ZM42 231V230H41ZM44 231H45V228H44ZM66 231H64V232H66ZM67 232V234L68 233H70V232ZM76 232H78V231H76ZM48 233V232H47ZM96 234H98V233H96ZM131 234V235H132ZM211 234H212V232H211ZM221 234V233H220ZM219 234V235H220ZM258 234H259V236L260 237H262L261 239H260V242H261V244L260 245H258V244H256L257 242H259V241H256L255 242V240H259V238H257L256 239V237L258 236ZM44 235V234H43ZM48 235V234H47ZM51 234H49V236H50ZM58 235V234H57ZM57 235H56V237H57ZM64 235H65V233H64ZM131 235H129V237L131 236ZM34 236H36L35 238H34ZM88 236V235H87ZM95 236V235H94ZM97 236V235H96ZM166 236H168L167 238L169 239H167L166 240ZM213 236V235H212ZM256 236V237H255ZM42 237H44V236H42ZM55 237V238H56ZM209 237V238H208ZM47 238H48V236H47ZM51 238H54V237H51ZM51 238H48L47 240H48V242H49V239H50V241H51ZM131 238V239H132ZM59 239V238H58ZM117 239V238H116ZM115 239V240H116ZM210 239V240H209ZM214 239V238H213ZM53 240V239H52ZM67 240H69V239H67ZM90 240V239H89ZM144 240H146V242L144 241ZM55 241V240H54ZM70 241V240H69ZM148 241V242H147ZM169 241H171L170 243H169ZM53 242V241H52ZM52 242L50 243V244H52ZM116 242V241H115ZM114 242V243H115ZM118 242V241H117ZM132 242V243H133ZM210 242V243H211ZM57 243V242H56ZM58 243H60V241L58 242ZM94 243V241L92 242V244ZM97 243V242H96ZM144 243L145 244H147V245H149L150 246V248L148 247V249L146 250L145 249V247H143V245H144ZM248 243V242H247ZM44 244V245H43ZM48 244V243H47ZM49 244V245H50ZM55 244V243H54ZM90 244V243H89ZM256 244V245H255ZM94 245H96L95 243H94ZM211 245H212V243H211ZM253 245H255V247H253ZM88 246V245H87ZM115 246V245H114ZM259 246H261L260 248H259ZM51 247V246H50ZM49 247V248H50ZM52 247H53V244H52ZM56 247H57V245H56ZM79 247V248H80ZM90 247H91V245H90ZM98 247V246H97ZM121 247V246H120ZM147 247V246H146ZM55 248V247H54ZM61 248H63V247H61ZM83 248V247H82ZM86 248V247H85ZM115 248V247H114ZM257 248H256V250H257ZM262 248V249H261ZM57 249V248H56ZM93 249V248H92ZM121 249V248H120ZM126 249V248H125ZM133 249H131L132 251H133ZM167 249H169L170 251H172L171 253H169V251L167 250ZM58 250V249H57ZM62 250V249H61ZM84 250V249H83ZM82 250V251H83ZM91 250V249H90ZM110 250V249H109ZM127 250V249H126ZM213 250V251H212ZM64 251H65V249H64ZM79 252H82L80 249L78 250ZM114 251H115V249H114ZM130 251V250H129ZM208 251V252H207ZM216 251V250H215ZM86 252V251H85ZM124 252V251H123ZM122 252V253H123ZM213 252V253H212ZM259 251H257V253H258ZM64 253V252H63ZM84 253V252H83ZM112 253V252H111ZM128 253H130V252H128ZM132 253V252H131ZM227 253V252H226ZM225 253V254H226ZM260 253H259V255H260ZM64 254V255H65ZM127 254V253H126ZM126 254H124V255H126ZM134 254V253H133ZM155 254H158L156 257H158L157 259H158V261L156 260V258H155ZM261 254V255H262ZM144 255H146V257L144 256ZM214 255V254H213ZM224 255V254H223ZM227 255V254H226ZM231 255V254H230ZM233 255V254H232ZM93 256V255H92ZM114 256H115V254H114ZM118 256V255H117ZM123 256V255H122ZM121 256V257H122ZM148 256V257H147ZM236 256V255H235ZM64 257V258H63ZM94 257V256H93ZM104 257V256H103ZM108 257V256H107ZM124 257V256H123ZM129 257V256H128ZM226 257V256H225ZM224 257V258H225ZM229 257V256H228ZM227 257V258H228ZM232 257V256H231ZM239 257V256H238ZM90 258H92V257H90ZM213 258H214V260H213ZM222 258V257H221ZM262 258V257H261ZM101 259V258H100ZM119 259V258H118ZM154 259H155V261H154ZM234 259V258H233ZM259 259V258H258ZM263 259V258H262ZM107 260H109L108 258H107ZM225 260H227V259H225ZM229 260V259H228ZM240 260H242V259H240ZM105 261V260H104ZM111 261H113L112 259H111ZM157 261V262H156ZM224 261V260H223ZM239 261V260H238ZM260 261V260H259ZM92 262V261H91ZM102 262H103V259H102ZM106 262V261H105ZM116 262V261H115ZM241 262V261H240ZM117 263V262H116ZM217 263H218V261H217ZM216 263V264H217ZM221 262H219V264H220ZM259 263V262H258ZM95 264V263H94ZM102 264V263H101ZM224 264V263H223Z\"/></svg>","mask_w":264,"mask_h":264}]
</instances>
